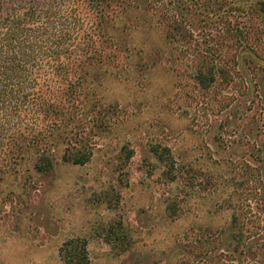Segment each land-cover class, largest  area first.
I'll return each mask as SVG.
<instances>
[{
  "label": "rangeland",
  "instance_id": "1",
  "mask_svg": "<svg viewBox=\"0 0 264 264\" xmlns=\"http://www.w3.org/2000/svg\"><path fill=\"white\" fill-rule=\"evenodd\" d=\"M97 2L52 168L0 157V264H264V0Z\"/></svg>",
  "mask_w": 264,
  "mask_h": 264
},
{
  "label": "trees",
  "instance_id": "2",
  "mask_svg": "<svg viewBox=\"0 0 264 264\" xmlns=\"http://www.w3.org/2000/svg\"><path fill=\"white\" fill-rule=\"evenodd\" d=\"M78 1L0 0V157L19 156V143L27 141L41 151L33 166L39 172L51 169L53 160L38 142L65 126V84L71 87L65 63L72 56L89 58L86 54L94 52L91 35L86 37L88 44L80 46L85 33L79 35L80 18L73 9ZM88 1L92 10L100 11L97 0ZM196 79L202 88L214 80L212 73L203 71ZM62 159L83 164L89 156L82 150H64ZM86 260L83 250L75 264Z\"/></svg>",
  "mask_w": 264,
  "mask_h": 264
}]
</instances>
